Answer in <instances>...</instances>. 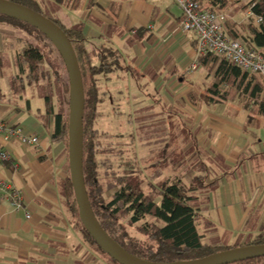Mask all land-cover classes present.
<instances>
[{
	"label": "crops",
	"instance_id": "obj_1",
	"mask_svg": "<svg viewBox=\"0 0 264 264\" xmlns=\"http://www.w3.org/2000/svg\"><path fill=\"white\" fill-rule=\"evenodd\" d=\"M34 1L59 22L64 18L62 25L81 26L89 47L117 51L123 68L112 75L118 82L135 83L142 92L137 102L152 90L155 96L148 98L167 107L168 121L182 123L183 159L171 167L174 179L196 188L189 195L203 243L233 249L264 235L261 78L221 84V97L214 96L215 69L199 60L196 39L180 29L181 14L170 0ZM14 29L0 24V123L21 128L39 143L22 146L0 133V148L10 157L0 164V264H110L84 240L65 208L60 188L69 175L67 151L52 141L51 126L45 130L41 123L44 102L36 109L23 96L31 87L20 95L12 91L21 50L13 48ZM172 139L168 151L175 154L176 131ZM11 191L19 193L18 201Z\"/></svg>",
	"mask_w": 264,
	"mask_h": 264
},
{
	"label": "trees",
	"instance_id": "obj_2",
	"mask_svg": "<svg viewBox=\"0 0 264 264\" xmlns=\"http://www.w3.org/2000/svg\"><path fill=\"white\" fill-rule=\"evenodd\" d=\"M6 1L41 14L60 28L72 45L84 92L82 159L84 186L93 215L107 236L128 254L152 263L168 264L197 260L228 250V248L203 243V237L197 231L198 210L193 198L189 195L196 188H185L178 179L166 180L156 192L160 196V202L157 203L151 195L145 194L140 189L138 182H135L132 176H128L126 173L121 174L107 169L101 177L104 184L101 183L95 156L97 153L110 154L112 151L102 148L99 141L100 132L95 128L103 95L98 89L97 83L100 78L112 75L119 70L120 56L118 52L104 46L89 47L90 44L83 35L81 26L66 28L52 14L44 16L34 0ZM243 1L199 0L201 8L204 10L214 11L224 16L222 30L225 36L232 40L242 41L248 48L254 49L264 57V22L261 24L255 22V17L264 16V0H250L247 4H243ZM248 7H251L252 16L244 19L242 15V19H244L242 22L235 20V9L239 8L242 14ZM0 24H8L41 39L37 38L43 45L42 48L27 43L16 54L15 65L18 74L12 79L11 87L15 95H20L26 87H37L46 91L43 96L44 112L40 119L41 123L45 130L51 126L52 141L56 144H63L67 151L68 80L58 53L49 40L26 24L2 15H0ZM46 47L50 53L44 52ZM51 52L55 53L54 60L48 56ZM199 60L210 62L211 71L215 69L212 93L218 98L221 97L218 91L221 84H234L238 80L241 85L246 80L254 79L255 76L243 73L230 63L218 61L211 55L200 57ZM59 69L64 71V78L60 76ZM258 83H262V87L264 86L262 79ZM261 90L263 91L264 88ZM56 94L60 97L59 106H56L54 101ZM150 189L154 188L150 187ZM113 190L115 191L110 199L106 200L104 194ZM60 193L70 218L74 220L84 240L96 248L100 254H103L79 221L69 175L62 182ZM127 227L133 228L143 240L132 237ZM248 245H264V235H259L246 244V246ZM254 263L264 264V258L238 264Z\"/></svg>",
	"mask_w": 264,
	"mask_h": 264
},
{
	"label": "rangeland",
	"instance_id": "obj_3",
	"mask_svg": "<svg viewBox=\"0 0 264 264\" xmlns=\"http://www.w3.org/2000/svg\"><path fill=\"white\" fill-rule=\"evenodd\" d=\"M249 1H245L243 4H247ZM40 11L46 17L51 15L50 12L42 8ZM234 14L236 18L239 16V22L244 21L245 15L242 13L244 17L242 19L239 8L235 9ZM64 20L62 18L60 22L62 24L66 23V20ZM12 32L18 41L13 47L14 50L17 49L16 52L25 47L27 43L40 48L43 47L38 41L39 37L37 39L36 36L26 33L24 30L22 32L19 29H14ZM44 52L50 53L48 47L44 48ZM48 56L51 60L56 58L55 53L52 52ZM122 68L120 66V69ZM59 72L60 76L64 78V71L59 69ZM132 74L135 77H133L134 79H138L134 70H132ZM10 75L7 74L8 77H6L7 86ZM117 78L116 75H108L100 78L97 83V87L103 95L95 128L100 132L99 141L102 148L112 151L110 154L103 152L102 154L97 153L95 156L99 180L102 179V173L107 169L121 174L126 173L128 176H132L135 182H138L140 189L145 194L151 195L153 200L159 203L160 196L156 192L159 191L160 185L164 181L174 180V172L171 166L174 165V162L178 165L183 159L181 143L184 139V127L178 120L175 123L168 121L167 107L154 104L155 102L151 100L155 96L152 90H149L148 93L145 91L151 99L147 97L144 102H137L138 99L142 98V92H138L135 83H131V81L128 84L119 83ZM45 94L46 91L42 88L34 87L26 88L23 96L29 99L33 107L36 106V109H40ZM59 99L60 97L56 94L54 96L56 106H59ZM173 131H176L178 136L175 154L168 151V146H172ZM101 183L104 184L102 180ZM150 187L155 190L150 189ZM114 191L105 193V199H110ZM127 230L132 237L143 240L133 228L127 227ZM110 264L115 263L110 262Z\"/></svg>",
	"mask_w": 264,
	"mask_h": 264
},
{
	"label": "water",
	"instance_id": "obj_4",
	"mask_svg": "<svg viewBox=\"0 0 264 264\" xmlns=\"http://www.w3.org/2000/svg\"><path fill=\"white\" fill-rule=\"evenodd\" d=\"M0 15L24 23L41 33L54 46L64 65L68 80V172L83 229L99 250L116 264H164L147 262L125 252L102 230L90 208L82 171L84 92L70 41L53 22L21 5L0 0ZM260 258H264V245H248L221 251L202 259L168 264H238Z\"/></svg>",
	"mask_w": 264,
	"mask_h": 264
},
{
	"label": "built area",
	"instance_id": "obj_5",
	"mask_svg": "<svg viewBox=\"0 0 264 264\" xmlns=\"http://www.w3.org/2000/svg\"><path fill=\"white\" fill-rule=\"evenodd\" d=\"M179 10L182 20L180 29L191 33L196 39L198 58L211 55L218 61L230 63L243 73L260 77L264 82V57L252 48H248L240 40H232L224 35L222 23L224 16L214 11L201 8L199 0H170ZM252 7V6H251ZM251 7L244 10L246 18L251 17ZM256 24L264 22L263 17H255ZM264 111V99L262 101ZM0 133H5L4 140L15 139L22 146H36L39 140L35 136L25 134L21 128L5 126L0 123ZM10 161L9 155L0 148V164ZM0 187L4 188L0 181ZM10 198L19 200V193L10 192ZM2 200V197H0ZM20 208L19 204H16ZM28 219L29 217L26 216Z\"/></svg>",
	"mask_w": 264,
	"mask_h": 264
}]
</instances>
